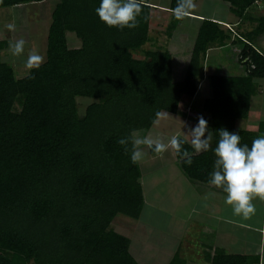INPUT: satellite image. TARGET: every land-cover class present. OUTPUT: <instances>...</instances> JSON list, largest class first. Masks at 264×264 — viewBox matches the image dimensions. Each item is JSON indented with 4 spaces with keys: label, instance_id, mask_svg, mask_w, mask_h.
<instances>
[{
    "label": "trees",
    "instance_id": "obj_1",
    "mask_svg": "<svg viewBox=\"0 0 264 264\" xmlns=\"http://www.w3.org/2000/svg\"><path fill=\"white\" fill-rule=\"evenodd\" d=\"M44 1L0 0V9ZM219 1L241 19L264 2ZM99 4L59 0L51 15L47 59L22 78L3 59L8 42L0 41V264H140L130 252V239L112 227L120 214L138 220L145 206L131 142L126 153L118 141L134 130L145 137L157 111L179 114L204 80L208 51L232 39L220 24L203 20L191 52L145 50L151 40L147 2L139 26L123 30L100 20ZM176 5L172 0L171 11ZM252 21L254 29L233 41L242 45L238 61L245 74L208 78L211 95L201 104L200 117L213 132L212 145L196 153L180 137L185 143L175 152L178 169L201 192L216 187L209 181L220 129L239 133L241 145L249 147L260 135L236 128L249 115L257 81L264 79V52L256 47L264 16ZM178 22L174 15L168 36ZM69 33L79 40L76 48L69 47ZM77 98L93 100L82 115ZM184 150L192 153L191 166ZM204 259L259 264V258L207 246ZM169 264L186 260L177 252Z\"/></svg>",
    "mask_w": 264,
    "mask_h": 264
},
{
    "label": "crops",
    "instance_id": "obj_2",
    "mask_svg": "<svg viewBox=\"0 0 264 264\" xmlns=\"http://www.w3.org/2000/svg\"><path fill=\"white\" fill-rule=\"evenodd\" d=\"M58 1L59 0H57V3ZM145 1L152 8L151 16H150V38L151 40L144 47L145 50H158V49L167 50L173 54L191 52L194 48V45H191V49H186L187 48L186 45L189 43V40H190L189 38L191 36H193V38L198 37L199 30H200L203 20L214 21L220 24L221 27L225 29L228 33L232 34V39L231 41L227 43V45L219 46V47L216 46L208 51L206 59H205V63H204V80L201 81V83L199 84L198 91L195 97L191 99L190 101L188 100L186 103L183 104L181 112L179 114L169 113L170 115L174 116L173 118L176 117L175 119L177 121L179 120L178 119L179 117H182L180 119H184V120L186 118V121H188L187 123H189L187 126V129L194 128L195 126H197L198 118L202 114L201 104H203L205 100L209 99L211 95L210 84H209L208 78L212 75L243 76L245 74L243 66L240 65L238 61V56L241 51L242 45L236 44V43H237L238 37L243 36L244 34L251 32L254 29L256 24L252 21V19H258L264 16V14L255 16V14L257 13L256 11L258 9L257 5H259L260 2H258L256 5L251 7L250 10H248L247 12L246 18L243 17V19L238 18L231 11L229 4L228 6H226L225 12L223 13V16L221 18L216 17L214 15L207 16V15H204L203 13L197 12L194 9L191 15L185 17L182 20H179L178 27L172 32V35L168 36V27L170 23L172 22L173 16H174L173 11H171L170 9L172 0H145ZM200 1L202 2L204 0H197L195 3L197 4ZM32 5H35V4H32ZM220 5L221 4L214 5V9L217 10L219 7H221ZM27 8L31 9V4L20 5V6L10 7V8H2L0 9V13H5V15L6 14L9 15L8 10L19 9L23 11L24 9L26 11ZM0 24L1 25L3 24L4 25H8V24L15 25L14 20L10 21L8 17L4 19V21H0ZM189 24H195V26L192 28V32L188 30L183 31V28ZM16 27H15V30H16ZM5 29L7 33L9 34V40H13L11 38H14V40L17 39V36L14 35L15 31L14 32L8 31L6 26H5ZM233 41H236V43L235 42L233 43ZM256 47L260 49V51L264 52V35L256 41ZM227 50L229 52H227ZM29 51H31V49H28V51L26 50L24 55L26 56ZM3 59L5 60L4 56H3ZM257 85H258V91L252 97V100L256 96L259 97L260 99L259 103L256 105V110L254 112L252 110V105H251L248 117L246 119L238 120L236 122V128L240 130H246V131H250L256 134H260L259 135L260 137V136H264L263 133H261V132H264V131H261V127L262 125H264V79L257 81ZM200 94L204 98L202 99L203 101L199 98ZM200 100L202 101L201 103H200ZM194 113L196 117L193 116ZM190 114L194 118H192ZM189 116L191 118H189ZM244 120L246 122L243 125L240 124L242 125L241 127H238L237 125H239V123H241V121H244ZM178 123L181 125V127L182 126L184 127V124L180 122ZM152 129H155V127H153ZM208 129L209 131H211L210 128ZM204 138H207V132L205 133ZM183 139L187 140L190 143L189 137H183ZM212 142H211V145H212ZM141 147L142 149L147 148L143 145ZM147 158L148 160L149 159L151 160V158L152 159L159 158L161 159L162 163L164 161L165 166L166 164L167 166L168 164L170 166L173 165L175 169L179 170L176 164L177 159H176L174 150L172 152L165 151L163 153L156 154V155H152L149 152V156H147ZM139 166L141 170L142 183H143V189H144V174H143V169H142L144 166V160L142 164H140L139 162ZM174 168L171 167V169L173 170L172 171L173 173H174ZM181 175L183 174L181 173ZM183 177H184L183 179L187 180V178L184 175ZM187 183H188L187 185H190V187L193 186L189 181ZM179 191L180 189L178 185L175 189L176 195H178L176 200L179 199V194H180ZM193 191L196 193V195L192 197V200L195 201L197 204V208L194 210V212L195 213H200V212L211 213L212 212L214 215L210 217V219L213 220L211 223L212 225L207 226L206 224L201 223L203 227L197 228V231L199 233L198 232L195 233V236H194L196 238L195 242H187V241L183 242V243H187V247H189V249L192 248L191 253H189L190 250L189 251L187 250L188 253L191 254L190 258L188 259L184 258L186 260V264H210L206 262L204 259L205 253L203 252H205L204 249L206 246L210 248H214V249L216 248L220 249L227 255L244 256L250 259L259 258V264H264V200H261L258 197L254 198L252 200L254 211L249 214L248 218H244L242 214L235 215L233 213L232 206L227 205L225 203L227 193H224L220 189L216 187H211L209 189L204 188L203 192H201L197 190L195 187H193ZM144 197H145L144 209L142 211L140 218L138 220H135L137 223L135 224V226H139V227L142 223V217H143L144 210L146 207L149 206V202L146 198L145 191H144ZM203 205L205 208H207L206 210H203ZM214 207L217 209L216 211L213 210ZM223 208L225 209L223 210ZM193 223H194L193 225H196L197 227L201 226V225L200 226L197 225L199 224V222L197 221ZM202 230L204 231V235L200 233V231ZM140 236H141L140 238H139V234L135 236L137 242L139 241L142 247H145V248L148 247L150 244L149 242L150 239L147 233H145L144 235H140ZM204 237H207L206 243L205 244L201 242L199 243L198 241L199 238H202V240H205ZM188 238L189 236L187 237V239ZM131 245H132V241H131ZM131 245H130V252H131ZM197 248H199L200 254ZM162 254H166L164 250L162 251ZM176 254L177 253H175V255ZM175 255H170V258L173 259ZM171 259L168 258L166 264H169ZM195 259H198V260H195Z\"/></svg>",
    "mask_w": 264,
    "mask_h": 264
},
{
    "label": "rangeland",
    "instance_id": "obj_3",
    "mask_svg": "<svg viewBox=\"0 0 264 264\" xmlns=\"http://www.w3.org/2000/svg\"><path fill=\"white\" fill-rule=\"evenodd\" d=\"M200 2L196 4L195 10L197 12L203 13L207 16L214 15L219 18L223 16L225 8L228 6V3L222 1L220 2L218 0H204L201 3ZM56 4L57 0H45L42 3L31 5V9L27 8L26 11L24 9L23 11L19 9H12L8 10L9 15L0 13V21H4L7 17L10 21L14 20L15 27L17 26L14 34L17 36V39L15 40L24 39L26 41L25 52L26 50L28 51V49L37 51L44 57L43 63L47 59L46 47L49 28L52 21L51 13ZM213 4H221V7L216 10L214 9ZM257 6L258 9L255 16L263 15L264 2L260 1ZM5 26L6 25L4 24H0V41L8 42V48L6 49V52L2 53V55L5 57V61L13 67L16 78H22L27 75L30 70L25 67L24 63L27 59V55L25 56L23 54L19 57L12 55L9 48V34L6 31ZM194 26L195 24L186 25L183 28V31L188 30L192 32V28ZM67 38L70 48H76L78 46L77 44L79 43V40L74 34L69 33ZM11 39H13L11 41H15L14 38ZM189 39L190 40L186 45V49H191V45H195V39L197 38H193V36H191ZM227 52L229 51L227 50ZM199 98L201 100L204 99L201 94ZM201 100L200 103L203 101ZM187 101L188 100L185 99L184 103ZM259 101V97L256 96L251 102L252 110L254 112ZM92 102L93 100L89 98H77L79 112L81 115L84 114L86 107ZM171 116L172 117L169 119L161 121L160 126L155 127V129H151L150 133L148 132L146 136L151 135L153 139H159L166 144L173 135H179V137L182 138L186 137L184 133L187 134L186 132H189L190 129H187L189 123H187L188 121H186V118L184 120L180 119L182 117H179V120L177 121L175 119L176 117L173 118L174 116ZM190 116L192 117L191 114ZM190 116L189 118H191ZM193 116L196 117L195 113ZM178 122L184 124V127H181ZM245 122V120L241 121V123L237 126L241 127ZM143 150L147 153L144 157L146 159H143L144 166L142 169L144 174V191L149 202V206L144 210L140 227L135 226V224H137L135 220L121 214L115 218L112 227L117 233L131 239V254H133L134 258L137 259L140 264H166L167 259H171L170 255H175L177 252L181 254L182 258L188 259L191 256L189 253L192 252V248L190 247L191 249H189V247H187V243L183 242H195L196 238L194 236L195 233L198 232L197 228L203 227L201 223L206 224L207 226L212 225L211 223L213 220L210 219V217L214 214L212 212L195 213L194 210L197 208V204L192 200V197L196 195L193 191V187L195 186L190 187V185H187L188 181L183 179L184 177L181 175V171L175 169L173 165L170 166L168 164L167 166L166 164L165 166L164 161L162 163L159 158H151V160H148L147 156H149V151L147 148ZM167 151L172 152L173 150L169 148ZM143 160L140 164L143 163ZM171 167L174 168V173L172 172L173 170ZM178 185L180 194L179 199L176 200L178 195H176L175 189ZM206 209L207 208L203 205V210ZM224 209L225 208H223V210ZM213 210L216 211L217 209L214 207ZM195 221L199 222V224H197L198 226H201L197 227L196 225H193V222ZM145 233H147L150 239V244L146 248L142 247L140 242H137L135 238L136 235L139 234L140 238V235H144ZM200 233L204 235L203 230L200 231ZM188 236L189 238L187 239ZM202 238H199L198 241L199 243L201 242L205 244L207 237H204L205 240H202ZM163 250L167 255L162 254ZM187 250H190V252L188 253ZM197 250L200 254L199 248H197Z\"/></svg>",
    "mask_w": 264,
    "mask_h": 264
},
{
    "label": "clouds",
    "instance_id": "obj_4",
    "mask_svg": "<svg viewBox=\"0 0 264 264\" xmlns=\"http://www.w3.org/2000/svg\"><path fill=\"white\" fill-rule=\"evenodd\" d=\"M144 0H100L96 13L100 20L109 27H119L121 30L127 27L130 29L139 26L137 19L141 15ZM196 8L195 0H177L173 13L177 20H182L191 15ZM145 21L149 19L144 16ZM10 32L15 31L14 24L6 25ZM26 41L19 39L9 41V48L13 56H21L25 53ZM44 57L37 51L31 50L27 53L25 67L27 69L39 68ZM172 117L167 111H157L152 121L153 127H159L161 121ZM207 132V138L205 133ZM186 137L190 138L191 147L196 153L207 151L213 140V132L208 129V122L199 117L197 126L189 129ZM219 140L214 148L217 159L214 163V170L210 173V184L223 188L227 193L225 203L232 206L235 215H243L248 218L254 211L252 200L259 198L264 200V136L254 139L251 147L247 144L241 145V136L237 132H230L227 129L218 131ZM131 142V161L133 164L141 162L147 153L142 149L147 146L160 154L169 148L174 152H181L184 140L179 135H173L168 143L159 139H153L151 135L141 138L137 131H133L128 138H122L118 143L128 152L127 145ZM185 163L192 165V153L183 151Z\"/></svg>",
    "mask_w": 264,
    "mask_h": 264
}]
</instances>
